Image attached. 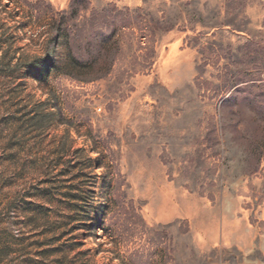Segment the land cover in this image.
<instances>
[{"label": "rangeland", "instance_id": "rangeland-1", "mask_svg": "<svg viewBox=\"0 0 264 264\" xmlns=\"http://www.w3.org/2000/svg\"><path fill=\"white\" fill-rule=\"evenodd\" d=\"M72 2L0 0V264H34L48 211L79 218L92 264L242 259L204 238L222 214L264 237V0H90L86 35L93 11L131 9L90 82L48 44Z\"/></svg>", "mask_w": 264, "mask_h": 264}, {"label": "trees", "instance_id": "trees-1", "mask_svg": "<svg viewBox=\"0 0 264 264\" xmlns=\"http://www.w3.org/2000/svg\"><path fill=\"white\" fill-rule=\"evenodd\" d=\"M21 1V0H20ZM90 0H73L70 10L56 12L51 7L50 20L52 28L49 31L48 44L57 47L64 44L67 48L68 59L66 65L59 68L61 74L79 82H90L104 78L109 73L117 60L118 54L123 47V38L127 30H130L131 21L130 8L120 10L116 5L113 9L103 11H93L90 17L89 34H85V28L80 30L77 20L81 12L87 10ZM98 26H101L98 29ZM101 37L102 40L96 45L94 55L89 48L94 43V38ZM146 37L145 35H142ZM81 42V44H79ZM93 46V45H92ZM94 49V47H93ZM89 55L85 57L82 53ZM155 48L152 49L150 67L155 55ZM84 53V54H85ZM82 54V55H81ZM150 54V53H149ZM39 72L45 74L47 69H54L55 61L48 54L45 57H38ZM99 66V67H98ZM148 68V67H146ZM80 69L79 73L75 70ZM98 70H100L98 72ZM136 73V70H132ZM101 168V166H100ZM73 199H81L74 196ZM47 222L38 228H44L38 233L37 238L29 247L33 248L36 260L34 264H92V259L88 258L90 250H79L83 243L78 241L77 222L79 218L75 215H65L57 211L41 213ZM1 245V244H0ZM1 251V248H0ZM158 264H171L168 258H161Z\"/></svg>", "mask_w": 264, "mask_h": 264}, {"label": "crops", "instance_id": "crops-1", "mask_svg": "<svg viewBox=\"0 0 264 264\" xmlns=\"http://www.w3.org/2000/svg\"><path fill=\"white\" fill-rule=\"evenodd\" d=\"M198 234L200 235L199 229ZM205 232V246L211 249H232L240 252V260H212L209 264H264V237L256 233L249 221L231 220L222 214V220L213 224L212 233Z\"/></svg>", "mask_w": 264, "mask_h": 264}]
</instances>
